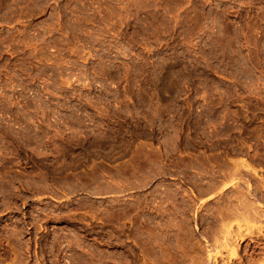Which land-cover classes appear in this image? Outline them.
Returning a JSON list of instances; mask_svg holds the SVG:
<instances>
[{
	"label": "rangeland",
	"instance_id": "rangeland-1",
	"mask_svg": "<svg viewBox=\"0 0 264 264\" xmlns=\"http://www.w3.org/2000/svg\"><path fill=\"white\" fill-rule=\"evenodd\" d=\"M263 175L264 0H0V264H264Z\"/></svg>",
	"mask_w": 264,
	"mask_h": 264
},
{
	"label": "bare ground",
	"instance_id": "bare-ground-1",
	"mask_svg": "<svg viewBox=\"0 0 264 264\" xmlns=\"http://www.w3.org/2000/svg\"><path fill=\"white\" fill-rule=\"evenodd\" d=\"M263 174V173H262ZM264 176V175H263ZM262 181V180H261ZM263 183H264V181H263ZM240 188V187H239ZM242 188V187H241ZM244 190V189H243ZM243 192V191H242ZM238 194V193H237ZM261 197V196H260ZM237 198H239V197H237ZM238 200V199H237ZM248 204H249V202H248ZM259 204V203H258ZM238 207H239V205H238ZM245 207V206H244ZM247 207H249V205L247 206ZM239 209V208H238ZM248 209V208H247ZM244 210H246V208H243V212H242V214H244ZM246 212V211H245ZM248 212H246V214H247ZM252 213H254V212H252ZM245 214V215H246ZM226 216V215H225ZM224 219V218H223Z\"/></svg>",
	"mask_w": 264,
	"mask_h": 264
}]
</instances>
